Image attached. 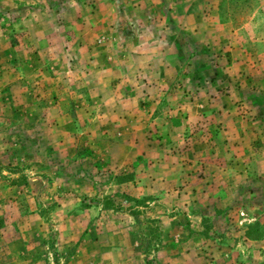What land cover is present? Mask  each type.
Wrapping results in <instances>:
<instances>
[{"label": "rangeland", "instance_id": "1", "mask_svg": "<svg viewBox=\"0 0 264 264\" xmlns=\"http://www.w3.org/2000/svg\"><path fill=\"white\" fill-rule=\"evenodd\" d=\"M167 241L264 264V0H0V264Z\"/></svg>", "mask_w": 264, "mask_h": 264}, {"label": "crops", "instance_id": "2", "mask_svg": "<svg viewBox=\"0 0 264 264\" xmlns=\"http://www.w3.org/2000/svg\"><path fill=\"white\" fill-rule=\"evenodd\" d=\"M179 244L175 241H167L158 251L157 261L162 264H201L198 254H191L185 249L188 242L180 243L181 250H178Z\"/></svg>", "mask_w": 264, "mask_h": 264}, {"label": "trees", "instance_id": "3", "mask_svg": "<svg viewBox=\"0 0 264 264\" xmlns=\"http://www.w3.org/2000/svg\"><path fill=\"white\" fill-rule=\"evenodd\" d=\"M247 235H248V237H250V238H253L252 237V235L251 234H249V232L247 231Z\"/></svg>", "mask_w": 264, "mask_h": 264}]
</instances>
